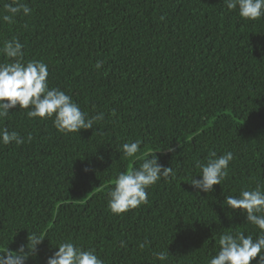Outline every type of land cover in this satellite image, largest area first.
I'll return each mask as SVG.
<instances>
[{
    "label": "trees",
    "instance_id": "obj_1",
    "mask_svg": "<svg viewBox=\"0 0 264 264\" xmlns=\"http://www.w3.org/2000/svg\"><path fill=\"white\" fill-rule=\"evenodd\" d=\"M10 2L0 0V15ZM24 2L30 15L0 22V48L18 37L26 60L48 65L50 86L104 120L68 135L25 110L0 121L25 139L0 144V246L14 250L35 230L48 234L39 264L61 240L94 247L105 264H207L221 233L252 231L221 202L264 181V19L240 18L221 0ZM135 140L140 152L125 157L122 144ZM153 151L176 178L150 187L147 205L112 214L117 174ZM211 151L235 158L206 197L188 183L193 161ZM159 250L167 262L154 259Z\"/></svg>",
    "mask_w": 264,
    "mask_h": 264
},
{
    "label": "clouds",
    "instance_id": "obj_2",
    "mask_svg": "<svg viewBox=\"0 0 264 264\" xmlns=\"http://www.w3.org/2000/svg\"><path fill=\"white\" fill-rule=\"evenodd\" d=\"M221 3L228 11H236L245 20L264 19V0H221ZM3 8L0 22L7 24H13L20 14L27 16L32 12L24 0H11ZM24 47L18 37H13L5 40L0 48V53L8 58L0 63V121H6L15 111L25 110L29 119L51 120L59 133L68 135L93 130L98 122L104 120L103 112L89 115L66 91L50 86L48 65L42 60H26ZM103 63L97 61L95 68L100 69ZM27 140H32L31 135ZM12 143L19 146L25 143V139L17 131L0 126V144ZM141 144V140L123 143V155L135 157L140 152ZM156 152H144L138 167L117 174L106 194L107 207L112 214L120 216L147 205L150 187L160 181L171 182L176 178V170L171 166H162ZM234 158L231 151L220 155L211 151L206 160H194L193 167L199 169V174L193 175L188 184L195 194L204 193L210 197L209 194L215 190L213 186H220L228 176L229 165ZM83 171L95 170L85 167ZM223 197L222 210L228 209L226 213L230 216L238 212L244 217V223L252 226V231L221 233L215 252L207 258V264H264V181H256L253 187H244L235 195ZM46 239V231L33 230L27 232L25 241L14 250L9 248V244L0 246V264H39L40 248ZM118 244L120 248L127 247L125 240H119ZM148 244L150 241L145 240L138 243V248L143 250ZM49 251L50 255L46 256L43 264H105L94 247H85L71 240H61ZM152 255L159 262H167L169 257L165 250L153 251Z\"/></svg>",
    "mask_w": 264,
    "mask_h": 264
}]
</instances>
